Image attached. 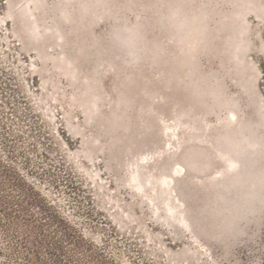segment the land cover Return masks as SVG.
<instances>
[{"label": "rangeland", "instance_id": "rangeland-1", "mask_svg": "<svg viewBox=\"0 0 264 264\" xmlns=\"http://www.w3.org/2000/svg\"><path fill=\"white\" fill-rule=\"evenodd\" d=\"M3 169L60 264H264V0H0ZM30 231L0 264H57Z\"/></svg>", "mask_w": 264, "mask_h": 264}, {"label": "trees", "instance_id": "trees-1", "mask_svg": "<svg viewBox=\"0 0 264 264\" xmlns=\"http://www.w3.org/2000/svg\"><path fill=\"white\" fill-rule=\"evenodd\" d=\"M141 18L142 17H140L139 23L142 22ZM103 19L104 17L102 16L98 20L102 21ZM136 50L138 52H136L135 55L139 56L136 61H147L145 63L147 65L148 60L146 58H141L140 47H138ZM154 65L156 66V64ZM155 66L153 67V69H156ZM0 178L4 181L2 183L0 182V212H2L3 216L7 220L8 227L14 229H21L23 226L30 227V233L37 234V237L39 239L37 244H39L38 247L41 250L44 245H47L49 243V245L47 246V248H50L48 254L53 259L54 263L60 264L61 260H65V258H67L68 256L61 246H59L55 242H50V237L45 234V229L43 225L44 222L48 221L50 222V224H61L62 229L64 231L63 233H67L65 234V237H70V240H73V242L79 247L82 245V243H84L83 236L81 235L74 237L76 231L73 228L67 226L62 219L58 218V216L53 214L51 210L45 205L44 201L41 200V198H39V196L34 192V190L28 187L25 183H23L22 180L16 178L12 171L7 169L0 170ZM5 188H9L8 192L10 193H19V196L14 197L12 196V194H7L6 196H3L1 193L4 192L3 190ZM23 198L24 201L22 200ZM25 205L32 206L39 210L41 216H44V218L42 219L43 222H36L34 220V216L29 213ZM117 222H119V219L117 220ZM120 223L124 224L121 221Z\"/></svg>", "mask_w": 264, "mask_h": 264}]
</instances>
